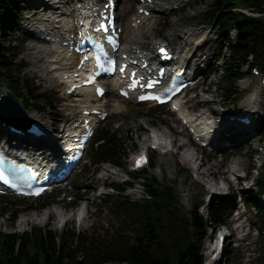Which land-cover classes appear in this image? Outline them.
<instances>
[{
    "label": "rangeland",
    "instance_id": "rangeland-1",
    "mask_svg": "<svg viewBox=\"0 0 264 264\" xmlns=\"http://www.w3.org/2000/svg\"><path fill=\"white\" fill-rule=\"evenodd\" d=\"M18 5V11L20 13L18 16L16 13L9 11L4 14V38L0 39V45L6 46L8 49L9 60L12 61L14 55L19 54L18 61L24 63L26 68L24 70V78L27 81L33 80L38 84L42 91L45 92L47 97V104L44 105L43 112H38L29 107L25 100L19 98L18 101L20 105L25 109L27 114L35 113L42 115L45 120V131L49 130L48 128H60L61 123L60 119L64 114H68L66 106L68 104H75L78 102V98L73 99L72 97L66 96L62 87L58 86L56 80L53 76H43L39 71L34 72L31 68H41L43 67L44 60H40L36 64L33 63L31 55L26 54L28 44H38L31 38V35L28 34V29L31 28V24L28 22L33 20V11L34 8H31V4L36 0H16ZM181 1V3H179ZM177 4L170 6L169 2L172 0H154V10L150 17L145 19L137 28V38L140 41L147 42L150 44V48L154 51V45L160 43L166 34L171 33L174 29L178 30H189L185 35V40L179 47L180 56L186 57L191 54V48L198 45L203 39L208 40V46L210 48L209 56L212 58L211 64H206L204 68L200 71L198 77H206L203 84L196 89V98L192 99L193 93L188 92L182 100H186V107L194 106L196 102H201L198 98H214L213 102H208L207 106L209 108H216L217 111L223 112L221 105L224 100L219 95L216 90V84H218L220 78L222 77V60L221 57L225 53L223 35L218 33L217 26L215 24L207 25L203 22L202 14L206 10L207 6L210 4V0H206L205 3H197L196 0H179ZM32 2V3H31ZM179 3V4H178ZM137 1L136 0H118L116 13L118 15V21L122 27V44L125 43V26L131 17L137 10ZM164 7H168V10H163ZM169 17V18H168ZM14 21V29L9 31V24ZM28 28V29H27ZM233 37V33H230ZM185 41H191V46H186ZM52 43H44V45H51ZM207 52L206 49L198 50L200 57ZM202 58V57H201ZM14 68V61L11 64ZM46 65L49 67L48 62ZM50 68V67H49ZM244 71L246 67H243ZM17 72V68H15ZM251 73H245V75L237 81V88L242 92L239 100L232 106L227 108V112L235 113L243 109L248 108L249 106L243 108L246 103V93L255 92L256 98L251 105L258 107V110L261 114V121L264 118V84L261 82L262 77H264V70H260L259 75ZM14 75V70H13ZM207 90H210L211 94L205 93ZM12 93L9 89V85L5 82H0V94ZM106 105L108 110V116L102 122L97 125L96 130L101 126L107 123L108 118H113V127L116 129H121L122 133L127 131L128 138L132 139L127 143L129 149V156L126 160V167L121 168L116 167L108 163H101L95 167L91 166L88 159L89 144L86 148L84 157L78 167V169L72 174L68 179V182L62 187L51 193L58 196L50 199L48 207L44 210H40V206L37 203L38 199L34 198H22V197H9V196H0V230L3 232H16L22 233L30 228L31 225L40 226L42 228H50L54 231L60 232L65 226L68 228L73 227L75 230L93 233L94 236H98L99 240L108 248H112L111 245L116 237H124L127 235L128 231L125 227V224L122 221V217L112 212L105 207H102V202L100 198L106 192H110V189L106 187L110 182H122L126 178L125 174L127 170L131 168L132 160L135 155H137L143 146L151 144V138L149 135H153L154 132H159L160 130H168V128H175L177 131L180 130L179 126L175 125L177 115L172 113L167 106H162V112H155L149 110L150 106L153 104L143 103L140 104L145 108L140 107L132 100L120 99L112 90L108 91L101 99V101ZM99 102H90V106H96ZM118 106L114 108V106ZM148 107V108H147ZM223 119H227L226 115ZM261 123V122H260ZM51 126V127H49ZM260 124L257 125V133L254 137L252 145L248 146L247 144H241L242 142L237 139H233V144L227 146L224 149L220 150H210L206 148L200 153L197 149L195 151L193 146L189 148V151L193 153V158H191V164H196V157L204 158L205 165L201 168L205 170L208 166L213 163L219 162L222 163V154L233 153L232 158H228L224 161L222 169L228 168V163L234 159H241L244 162V165L249 164L248 168H243L242 170L247 171L249 180L251 184L257 183L259 181V172H264L262 162L264 161V145L261 142V131ZM4 129L7 130L5 127ZM55 132H52L51 135L55 136ZM174 137V136H172ZM224 137L227 142L232 138ZM177 143L185 140L183 137H175ZM165 143L168 146L170 143V138L165 139ZM149 149L150 162L153 163V166L150 167L149 172L156 174L159 179L165 180L168 184L173 186L180 198L182 209L188 211L192 209L195 205H200L198 207V213L203 217H209V215L214 212L218 213L219 210H223L220 214L224 223H226L230 228H234V235L232 238H228L225 243V251L222 255V260L225 264H264V225L261 223L258 213L255 208H247L244 213L245 217H241L242 225L237 228L239 223L231 219L235 218L236 209H231V206L237 202V194L247 199L251 203H257L259 205H264V195L260 199L255 195L256 191L252 188H244L243 186H249L247 181H244L239 184L237 188H233L229 193L224 189L219 190L223 194H213L210 193L207 189L199 188L197 182V175L191 169V167L185 163H181L179 157V150L177 152L176 148H173L167 154H163L161 151H155ZM197 152V153H196ZM213 156H209V155ZM238 155H235V154ZM173 154V155H172ZM86 163V164H85ZM88 171L86 172L85 180L84 178L80 181L85 184L84 189H77L78 183L76 182V177L80 175V170ZM105 168H108L110 171L117 172L113 175H107ZM94 170V172L92 171ZM92 171V172H91ZM240 175L241 172L238 171ZM88 178V179H86ZM205 178L211 183L212 180H215L210 175L205 176ZM264 178V177H263ZM261 180V179H260ZM264 181V179H262ZM140 180H135L132 187H128L125 190L129 196L133 198H140V189H142ZM213 183V182H212ZM209 184V183H208ZM224 185L223 182L219 183ZM250 187V186H249ZM196 188V192L192 195L188 192ZM189 189V191H188ZM48 194V192L46 193ZM45 194V195H46ZM225 194V195H224ZM8 200V202H14L17 200L23 201L22 209L25 210V215H34L39 214L47 222L38 223L28 221L22 228L17 226V221L20 218H26L22 215H16L12 217L13 209L15 208L13 204H5L3 200ZM217 199L220 201L224 200L225 206L221 209L214 211L213 205ZM71 200L74 201L75 206L71 207ZM47 206V205H46ZM84 208L83 220L80 219V216H77L78 209ZM58 208V210L64 211V216L61 217H47L46 212L49 209ZM10 209V212H4V210ZM67 218L66 222L62 224L61 218ZM250 229V233L245 236L243 239L242 235L246 232L247 229ZM206 235L204 238L203 247L201 248V253L205 260L208 259L209 254L206 251L207 244L209 242V235L212 231V226L209 224L205 227ZM106 264H125L123 262H109Z\"/></svg>",
    "mask_w": 264,
    "mask_h": 264
},
{
    "label": "trees",
    "instance_id": "trees-1",
    "mask_svg": "<svg viewBox=\"0 0 264 264\" xmlns=\"http://www.w3.org/2000/svg\"><path fill=\"white\" fill-rule=\"evenodd\" d=\"M205 2L197 0L198 4ZM16 3V0H0V39L5 36L4 14L12 11L18 16L20 13ZM202 17L206 24H215L218 33L223 35L225 53L221 57L222 77L217 84V92L223 98L224 106L229 107L235 104L239 95L236 84L246 73L243 67L249 71L251 66L257 65L264 70V0H210ZM8 49L0 45V82L7 83L11 91L23 98L33 110L43 112L48 102L45 92L33 80L24 78V64L16 63L17 54H14L13 68V60L7 56ZM151 109L153 113L162 111L161 108ZM113 120L108 118L93 136L88 152L93 167L109 163L126 168L129 156L127 143L130 140L131 144L135 143L128 138L127 131L122 133L121 129L113 127ZM261 142L264 145V122ZM150 165L153 166L152 163ZM89 171H80L76 177L77 189L84 188L85 184L80 181L85 180V173ZM129 174L134 179H142L144 197L132 199L124 193V185H132V182H110L111 191L100 198L102 207L122 217L128 231L121 238L118 234L112 248L105 246L93 233L73 227L65 226L57 232L31 225L22 233L0 230V264H204L201 247L206 235L205 227L217 223L218 213L212 212L206 219L198 214L196 206L184 211L175 188L165 180L147 169ZM263 177L264 172H259V194L264 193ZM53 196L45 195L37 203L44 206ZM3 201L16 206L13 218L22 209L23 201ZM215 203L214 211L225 206L224 200L217 199ZM253 206L264 225V205L254 203Z\"/></svg>",
    "mask_w": 264,
    "mask_h": 264
},
{
    "label": "bare ground",
    "instance_id": "bare-ground-1",
    "mask_svg": "<svg viewBox=\"0 0 264 264\" xmlns=\"http://www.w3.org/2000/svg\"><path fill=\"white\" fill-rule=\"evenodd\" d=\"M92 1L94 0H62V1H58V0H36L34 1L30 6L31 8L36 9L35 13L37 12L38 8H43V14H42V20H44L43 22H40L39 24H32L31 28L28 30V33L31 34L30 30H34V29H41V28H45V30L47 31V34L50 36V38L53 39V42L51 45H43V44H28L27 45V52L26 54L31 55L32 59H33V63L36 64L37 62H39L40 60H44L43 62V67L39 68V69H35V68H31L32 71L37 72L39 71L41 75L43 76H52V74H54L55 72L51 73L50 70L48 69L49 67L46 65L47 62H49L50 60L53 61L55 60L56 62L54 63L56 65V63L60 66L57 67L58 69H65V70H69L74 68L77 63H78V56L72 55V53H70L66 47H64V45L62 44L63 41L65 40H69L70 39V34L75 33V25L73 24L74 21V17L79 14V12H77V6H78V2H81L82 5H88L91 4ZM97 2L102 3L103 0H95ZM179 0H172V2H169L170 6H172L173 4H177ZM179 3H181V1H179ZM178 3V4H179ZM138 7H142V5L137 2ZM168 7H164L163 10H168ZM55 13V17L57 20L53 21V20H47V18H49L51 16V14ZM81 13V12H80ZM135 18H129L126 26H125V31H126V35H125V43L124 46L122 47V49L120 50L119 54L122 53H126L127 50H134L135 48H139L141 51L138 52H143V51H150V57L152 59H154L156 57V55L153 53V51L150 48V44L147 42H143L140 41L137 38V29L136 27L138 26V24L136 23V19H140L145 18L142 15H138L137 13L134 14ZM53 17V19L55 18ZM139 27V26H138ZM137 27V28H138ZM188 29L187 30H178V29H174L171 33L166 34L164 39L162 40V42H166L168 44V46H170V48L172 49V51L179 53V47L181 46V44L183 43V41L185 40V35L188 33ZM186 46H191L192 42L191 41H185L184 43ZM136 45V47L134 46ZM134 46V47H133ZM201 49H206L207 52H205L204 56L202 55L200 57V54H198V50ZM209 51L210 48L208 46V40L207 39H203L198 45L194 46V48H191V54L185 57V61H187L188 63L190 62L191 65H201V64H211L212 63V58H210L209 56ZM135 52V51H133ZM57 74L58 71H56ZM58 86L62 87L63 91L65 90V85H63L62 83H59ZM205 93L207 94H211L210 90H207ZM255 93V92H254ZM199 101L204 102V103H208V102H213L215 99L214 98H209V96H207L206 98H198ZM100 101V100H99ZM90 102H98L96 97L91 93V92H87L85 97L83 98H78V102L75 104H68L66 106V110H68V114H64L61 119H60V123H62V125H71L75 122H77V120L79 118H82V111L86 108L87 105L90 104ZM249 104H244L243 108L247 107ZM118 106H114V108H117ZM193 106H188L186 109L190 110L192 109ZM255 107H252V109H254ZM186 109L183 110H179L178 114H183ZM211 113H212V117L214 116H222L223 112L217 111L216 108H212L211 109ZM193 116V115H192ZM28 117L30 119L31 123H38L41 125H46L45 124V120L43 118L42 115H38L35 113H28ZM86 118V116H83V119ZM198 118V116H197ZM201 118V116H200ZM190 119V118H188ZM72 120V121H71ZM70 122V124H68ZM233 122L235 123H240L237 120H233ZM51 127V126H49ZM0 128H2V126L0 125ZM222 128H225L223 132H221V134H218L217 136H215L214 141L212 142V148L219 150V149H224L227 146H230L233 144V139H237L238 141L242 142L241 144L245 145L247 144L248 146L252 145V142L254 140V137L257 133V126L256 124H253L251 126H244L241 127V131H239L238 129H235L232 125V123L228 120V119H223V124H222ZM47 129L50 130V128L47 127ZM49 130L46 131V136H51L50 132H48ZM179 134L183 135V129L180 131H177L175 128H168V130L164 131V130H160L159 132H154V134L151 136L149 135L148 137L151 139H154L157 142H152L154 144H158V149L161 151V148L167 149V152L169 153L170 151H172L173 148H176V150H179V157L181 159V163H185L187 165H189L191 167V169L196 173V177H197V182L199 185V188H204L207 189L210 192V188L209 187H214L215 189H221L222 187L219 185L218 181L215 179L214 175L218 170V167L220 165V161L211 164L210 166H208L205 170H202L201 168L203 167V165H205V160L204 158H198L196 157L197 161L196 164H191V158H193V153L191 151H189V148L191 147V144L189 142V140H183L179 143H177V140L175 137H178ZM174 136V137H172ZM233 136L232 138H230L229 141L227 142H223L226 141L224 139V137H230ZM166 138H170V143H171V147L168 148V146L165 143V139ZM43 143H47V140H43ZM193 149L195 151H197V148L193 147ZM198 152V151H197ZM196 152V153H197ZM173 155V154H172ZM233 166L228 167L226 169H221V171H219V179L222 180H226V176L227 174L232 171L231 168H235L237 167L238 169H243V168H248L250 165H244L243 160L237 158L234 159L232 161ZM107 171V175H113L116 174L117 172L114 171H110L108 168H105ZM210 175L212 177V179L214 178L215 180H213V183L209 182L205 176ZM248 185L251 184V180H248ZM209 183V184H208ZM242 183V181H241ZM209 186V187H208ZM244 188H249V186H243ZM189 191V189H188ZM212 191V195L215 192H218L217 190H211ZM196 192V188H194L193 190H191V192L189 191L188 194L192 195L193 193ZM214 196V195H213ZM47 217L53 216V217H61L64 216V211L63 210H58V208L55 209H49L47 212ZM84 215H82L80 217L81 220H83ZM28 221H32V222H38V223H45L47 222V219H45L44 217H42L39 214H34V215H29L28 218H20L17 221V226L19 228H22ZM224 242V239H223Z\"/></svg>",
    "mask_w": 264,
    "mask_h": 264
},
{
    "label": "water",
    "instance_id": "water-1",
    "mask_svg": "<svg viewBox=\"0 0 264 264\" xmlns=\"http://www.w3.org/2000/svg\"><path fill=\"white\" fill-rule=\"evenodd\" d=\"M5 97H6L5 100H7L9 102V105L10 106L7 105V101L4 102L2 105L0 104V107H1L0 108V118L3 119V120H5V121H8L10 123H14L15 125H18V126L19 125L21 126L22 124H25V123L27 124L28 123V120H27L26 115L24 114V110L11 97H9V96H5ZM10 102L13 105H11ZM8 107H10V108H8Z\"/></svg>",
    "mask_w": 264,
    "mask_h": 264
},
{
    "label": "snow or ice",
    "instance_id": "snow-or-ice-1",
    "mask_svg": "<svg viewBox=\"0 0 264 264\" xmlns=\"http://www.w3.org/2000/svg\"><path fill=\"white\" fill-rule=\"evenodd\" d=\"M161 51L163 52L164 50H163V49H161Z\"/></svg>",
    "mask_w": 264,
    "mask_h": 264
}]
</instances>
